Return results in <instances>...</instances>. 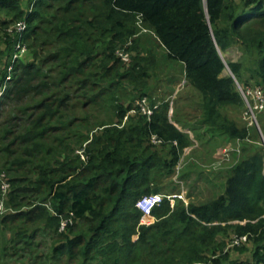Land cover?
Segmentation results:
<instances>
[{
    "label": "trees",
    "instance_id": "trees-1",
    "mask_svg": "<svg viewBox=\"0 0 264 264\" xmlns=\"http://www.w3.org/2000/svg\"><path fill=\"white\" fill-rule=\"evenodd\" d=\"M19 21L28 23L22 34L14 29ZM138 25L153 31L169 58L183 62L186 85L200 94L192 126L199 137L227 135L247 153L229 170L218 197L202 204L165 198L153 209V223H142L149 218L136 203L161 192L154 176L172 174L191 140L169 120L167 104L152 106L148 115L120 99L117 86L143 90L150 77L142 58L125 62L117 53L132 49ZM20 41L26 52L14 57ZM235 46L241 56L226 63L222 53ZM238 83L264 88V0H0V88L6 84L0 104L9 97L20 105L14 138L30 157L5 169L13 178L0 171V195L9 183L7 205L20 206L30 190L46 191L36 210L20 214L30 224L43 222L54 233L53 252L74 261L264 263V145L251 143L259 131ZM37 96L29 108L26 101ZM97 103L106 119L94 115ZM227 105L246 110V124L225 114ZM131 109L138 111L124 122ZM76 111L92 132L84 140L85 159L62 137L77 122ZM262 113L256 117L264 130ZM8 147L0 149L16 152ZM245 234L247 242L231 245ZM250 242L249 261L233 257L245 255Z\"/></svg>",
    "mask_w": 264,
    "mask_h": 264
},
{
    "label": "rangeland",
    "instance_id": "rangeland-1",
    "mask_svg": "<svg viewBox=\"0 0 264 264\" xmlns=\"http://www.w3.org/2000/svg\"><path fill=\"white\" fill-rule=\"evenodd\" d=\"M13 26L9 29L13 28ZM138 27L135 44L130 43L129 46L132 49L125 51L129 52L128 61L125 60V62L142 58L141 62H143L144 67L148 68L150 77L147 79L146 87L143 90H138L139 87L129 83L125 84L126 87L117 86L121 93L120 99H123L127 105H133L134 108L139 106L141 111V104L149 108H153L152 106L155 105H160L163 108L164 104H167L168 106L165 108H168L169 120L184 131L191 140L189 146L185 147L180 163L175 167V171L169 175L156 174L154 176L155 183L160 184V191L162 193L174 196L168 198L172 204H175L176 197L182 198L187 204L189 202L202 204L213 200L225 191L229 170L238 164L244 158V155L247 154L243 151L242 141L232 139L227 135L212 137L209 134L203 138L199 137L198 132L192 126L196 125V122L199 120V116L196 115L199 114L197 108L200 102V94L198 90L190 85H186L183 62L169 58L166 50L159 43L153 31L143 28L141 25H138ZM133 45H135V48H133ZM118 55L121 56L119 53ZM222 55L227 63L229 60H237L241 56V51L235 46L227 52H223ZM100 70L101 68H98L95 71L99 74ZM230 73V69L227 66L224 74ZM5 88L6 84L0 88V102L3 99ZM70 90L73 94L74 89ZM106 90L108 93H111L110 89ZM140 94H143L141 99L138 98ZM39 98L37 96L32 101L27 100V106L34 108V104ZM19 106L11 101L9 97H6L3 103L0 104V135L2 133L7 134L5 140L0 139V146H4L5 144L6 148L9 146V150H16L14 154L10 155L3 149H0L1 172H6L5 169H8L9 166L11 169L19 167L20 160L22 159L30 160V157L24 151L25 146L19 145L20 141L14 138L16 133L21 129V127H18L20 124L18 116H23V114L22 112H18ZM137 111L131 109L125 116L124 122L127 120L128 115H132ZM32 112L28 111V114ZM76 112L79 117L77 122L74 127H69L67 133L62 134V137L66 139L67 143L70 142V148L74 149L82 159H85L86 155L83 152V148L86 143L84 140L87 135L92 136V132L88 130L89 123L84 120L83 113L80 111ZM95 112L94 115L102 119H106L108 115V111L102 109L98 103L96 104ZM223 112L232 117H238L237 120L240 124H246V121L249 120V114L246 110L237 109L233 105L225 106ZM259 113L257 112L256 115H263V113ZM253 124L257 129L258 127L260 128L258 131L261 130L262 134L259 132L258 137L255 135L251 143L264 145V130L262 126L258 122ZM73 131L75 133H72ZM201 132H203V129ZM20 155L23 157H19ZM28 162H26L27 167L30 166ZM4 175L2 173L1 183L6 182L8 173L6 177ZM30 175L35 176V174ZM8 176L13 178L14 172L10 170ZM6 184L10 185L7 182ZM3 191L6 195H0V264H104L101 260L85 262L80 257L74 261L68 259L65 255L58 256V254L53 252L54 233L46 228L43 222L30 224L28 223L27 216L20 214V212L31 209L36 210L35 206L46 196V191L38 192L30 190L21 199L20 206H15L12 202H9V205H7V201L10 200V195L7 193L8 188L7 191L6 188ZM47 203L48 206H51L50 200ZM236 222L245 224L246 220H238ZM65 223L66 221L64 220L62 227L65 226ZM87 226L88 224H82L81 228L86 229ZM77 231L78 229L71 233L74 234ZM134 239H137V235L134 236ZM248 248L249 251L245 255L238 254L233 257L249 261L254 248L252 242L249 243ZM144 260L145 258L143 257ZM126 264H134V262L131 259Z\"/></svg>",
    "mask_w": 264,
    "mask_h": 264
},
{
    "label": "built area",
    "instance_id": "built-area-1",
    "mask_svg": "<svg viewBox=\"0 0 264 264\" xmlns=\"http://www.w3.org/2000/svg\"><path fill=\"white\" fill-rule=\"evenodd\" d=\"M28 23L26 21H19L17 24L14 26V29L16 32L22 34L27 30ZM26 52V45L23 42H18L16 44V50L14 57H18L20 55H24ZM118 53L121 55V57L128 61V53L124 51H118ZM239 88L246 100L247 106H248V111L251 114L252 118V123H256L257 118H256V113L255 112H262L264 110V88L261 86H247V87H242L239 85ZM141 109L144 113L151 115L153 113V109L149 108L148 106L144 107L141 104ZM157 107V106H156ZM158 138L154 136V142H158ZM9 185L4 184L3 190L7 188ZM174 196H168L165 193L162 192H155V193H150L143 195L136 203L137 207L143 212V214L148 217V221H142V223H153L155 222V215L153 214V209L156 206H159L165 198H170ZM248 241V235H236L234 239L231 242L232 246H239L244 242ZM264 264V263H261Z\"/></svg>",
    "mask_w": 264,
    "mask_h": 264
},
{
    "label": "water",
    "instance_id": "water-1",
    "mask_svg": "<svg viewBox=\"0 0 264 264\" xmlns=\"http://www.w3.org/2000/svg\"><path fill=\"white\" fill-rule=\"evenodd\" d=\"M258 129H260V128L258 127ZM260 131H261V130H260ZM260 131H259V132H260ZM260 134H262V133L260 132ZM262 138H263V136H262Z\"/></svg>",
    "mask_w": 264,
    "mask_h": 264
}]
</instances>
